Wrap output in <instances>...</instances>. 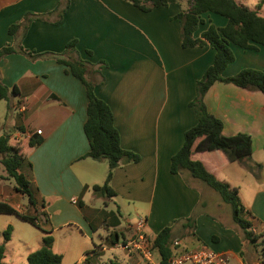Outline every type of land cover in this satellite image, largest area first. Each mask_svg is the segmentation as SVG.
Listing matches in <instances>:
<instances>
[{"label":"crops","instance_id":"crops-1","mask_svg":"<svg viewBox=\"0 0 264 264\" xmlns=\"http://www.w3.org/2000/svg\"><path fill=\"white\" fill-rule=\"evenodd\" d=\"M189 8L183 0L149 12L124 0H0V50H16L0 59V81L7 88L6 99L0 98V137L9 136L26 158L21 172L36 205L11 181L1 179L0 201L39 217L42 229L54 236L52 249L63 257L61 264H143L140 252L113 247L132 238L141 219L150 243L171 228L175 253L205 246L228 255V264H264L262 92L217 82L204 96L208 112L222 121L225 136L251 137V159L230 161L218 153L194 156L217 180L238 190L244 218L259 237L256 243L246 239L233 218L222 221L217 211L222 200L214 203L217 219L206 212L202 184L187 172L170 171L186 131L197 124L190 106L197 82L215 58L210 44L182 47L175 16ZM201 18L195 39L209 26L223 28L228 22L213 13ZM71 42L75 48L68 50ZM230 48L235 60L224 78L246 69L264 72L263 46ZM58 59L88 62L89 79L96 84V96L113 112L122 149L140 158L113 171L112 197L93 191L105 184L108 162L88 157L86 90ZM33 135L43 142L32 149ZM6 215L0 214L4 231L9 226L27 230L17 215ZM42 245L43 239L37 250Z\"/></svg>","mask_w":264,"mask_h":264},{"label":"trees","instance_id":"trees-1","mask_svg":"<svg viewBox=\"0 0 264 264\" xmlns=\"http://www.w3.org/2000/svg\"><path fill=\"white\" fill-rule=\"evenodd\" d=\"M138 9L149 12L155 8L178 3L179 0H124ZM213 13L227 19V25L217 28L214 25L202 34V38L195 39L194 34L202 23V15ZM181 25L182 47H197L210 44L215 50L213 64L205 71L196 85V97L190 103L197 116V124L186 131L184 144L171 159L170 171L177 175L182 172L189 173L194 179L203 182L217 192L222 201L232 208V218L245 233L246 239L256 243L259 239L251 231V223L244 218L245 208L240 200L238 190L217 178L194 156L202 153H218L229 158L230 161L243 162L251 159L252 140L249 135L237 134L225 136L223 123L220 119L208 112L204 103V96L217 82L232 84L249 91H260L264 94V72L251 69L242 70L237 75L224 78L223 73L235 60L230 44H235L242 49H255L264 47V17L257 10L239 4L236 0H191L188 11H182L175 16ZM15 29L12 31L14 32ZM75 48V43L68 44L67 49ZM14 48L0 50V59L14 53ZM21 52H24L20 49ZM25 53V52H24ZM59 63L66 66L69 72L84 86L87 95V120L84 132L90 144L88 157L94 160L108 162V174L103 186H94L93 191L104 193L112 197L115 193L109 184L113 171L122 162H138L139 156L125 151L121 147L120 133L114 123V115L110 106L99 99L95 94V82L89 79L87 63L80 60L58 59ZM7 88L0 81V98L6 99ZM9 136L0 137V179L8 180L14 184L15 190L26 196L29 204L35 208V201L30 189V182L21 172L25 157L18 146L10 144ZM43 140L36 135L29 139V147L39 146ZM3 171V173H2ZM5 173V175H4ZM0 214H14L23 221L40 229L45 236L41 249L30 253L27 257L28 264H61L63 257L52 249L54 238L51 232L43 230L37 215L18 212L11 205L0 201ZM193 223L194 218H189ZM13 227L9 226L2 235L5 241L11 240ZM153 250L160 256V264H169L170 258L175 254L172 248L171 228L166 227L154 239ZM4 245H0V264L5 256Z\"/></svg>","mask_w":264,"mask_h":264},{"label":"rangeland","instance_id":"rangeland-1","mask_svg":"<svg viewBox=\"0 0 264 264\" xmlns=\"http://www.w3.org/2000/svg\"><path fill=\"white\" fill-rule=\"evenodd\" d=\"M243 5L248 6L252 10L259 11L261 16H264V0H238ZM191 0H183V4L189 6ZM3 173V171H2ZM5 175V173H4ZM200 182V181H199ZM204 188L203 200H206L209 204V207L206 209V212L211 215H216L217 219H220L218 215H220L222 221H231L232 220V208L230 205L226 203H222V207L219 208L218 215L214 213V209L216 208L215 202H221L220 195L209 188L203 182H200ZM28 204V203H27ZM202 209V208H201ZM34 211H32L33 213ZM31 213V214H32ZM14 214H8L4 217L6 218H17ZM1 218V217H0ZM18 220V219H17ZM20 224H24L23 226L27 229L26 231L18 226H14L11 240L5 241L4 236L1 234L5 229V221H0V245H4L5 256L3 259L4 264H28L27 263V255L29 251H36L37 246L36 243L41 241L45 234L35 226L31 225L28 222L19 221ZM54 238V236H52ZM260 251L262 250V246L258 244ZM111 254L109 253V257ZM105 259V258H104ZM112 259V257L110 258ZM113 260V259H112ZM109 259H105V262H109ZM152 261L154 264H159L160 256L156 250H152ZM143 264H150L148 261H144Z\"/></svg>","mask_w":264,"mask_h":264},{"label":"built area","instance_id":"built-area-1","mask_svg":"<svg viewBox=\"0 0 264 264\" xmlns=\"http://www.w3.org/2000/svg\"><path fill=\"white\" fill-rule=\"evenodd\" d=\"M22 112L26 111L25 104L20 105ZM76 203V199L72 201ZM146 221L144 219L139 220L134 229L133 237L124 242H117L113 244V247L121 251L140 252L144 258L152 261V242L148 240L145 233ZM179 242L174 243V246H178ZM229 256L226 254L218 253L212 249L200 246L194 249H188L175 253L169 260V264H228Z\"/></svg>","mask_w":264,"mask_h":264}]
</instances>
